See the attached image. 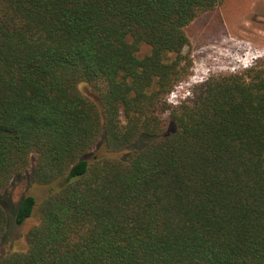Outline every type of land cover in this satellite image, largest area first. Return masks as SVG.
I'll use <instances>...</instances> for the list:
<instances>
[{"label":"trees","instance_id":"trees-1","mask_svg":"<svg viewBox=\"0 0 264 264\" xmlns=\"http://www.w3.org/2000/svg\"><path fill=\"white\" fill-rule=\"evenodd\" d=\"M223 1L0 0V264H264V60L167 99Z\"/></svg>","mask_w":264,"mask_h":264},{"label":"rangeland","instance_id":"rangeland-1","mask_svg":"<svg viewBox=\"0 0 264 264\" xmlns=\"http://www.w3.org/2000/svg\"><path fill=\"white\" fill-rule=\"evenodd\" d=\"M186 31L190 44L185 52L190 54L192 65L190 74L167 97L175 106L193 99L195 90L209 78L242 71L264 60V0H224L214 10L197 17ZM149 51L148 45L142 46V54ZM33 170L16 178L10 188L12 198L7 204L11 236L0 253L11 247L24 249L25 232L37 218L35 214L25 224H17L19 200L31 193L39 204L50 192L49 187L35 183Z\"/></svg>","mask_w":264,"mask_h":264}]
</instances>
